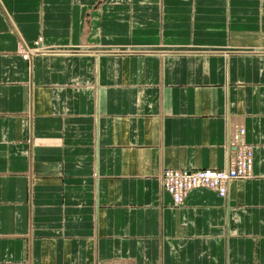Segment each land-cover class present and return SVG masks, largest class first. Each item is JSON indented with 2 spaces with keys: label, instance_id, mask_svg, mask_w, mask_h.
Segmentation results:
<instances>
[{
  "label": "crops",
  "instance_id": "0c3cea01",
  "mask_svg": "<svg viewBox=\"0 0 264 264\" xmlns=\"http://www.w3.org/2000/svg\"><path fill=\"white\" fill-rule=\"evenodd\" d=\"M0 264H264V0H0Z\"/></svg>",
  "mask_w": 264,
  "mask_h": 264
},
{
  "label": "built area",
  "instance_id": "2783aa9c",
  "mask_svg": "<svg viewBox=\"0 0 264 264\" xmlns=\"http://www.w3.org/2000/svg\"><path fill=\"white\" fill-rule=\"evenodd\" d=\"M243 136V128H237L231 135L230 146L235 157L224 169L165 171L161 185L171 197L173 205L180 206L188 192L196 189L212 190L219 197H225L226 184L230 180L249 178L252 167V151L246 147L247 144L243 141Z\"/></svg>",
  "mask_w": 264,
  "mask_h": 264
},
{
  "label": "rangeland",
  "instance_id": "374dc122",
  "mask_svg": "<svg viewBox=\"0 0 264 264\" xmlns=\"http://www.w3.org/2000/svg\"><path fill=\"white\" fill-rule=\"evenodd\" d=\"M36 48V46L35 47H31V48H29V47H27V46H25L24 44H21L20 46H19V48H18V51H19V53L22 55V57L23 58H25V59H29L31 56H32V53H31V51H37V52H39L40 51V49H35ZM237 129V128H236ZM234 132H235V130L229 135V137H228V140H227V147H228V151H229V157H228V163H230L231 161H232V159H233V157H235L234 156V151L232 150V148H231V146H230V143H231V135H233L234 134ZM243 141L245 142V140H244V136H243ZM246 143V142H245ZM247 144V143H246ZM229 147H230V149H229ZM246 147L250 150V151H252L253 150V148L249 145V144H247L246 145ZM231 150V151H230ZM252 158H253V153H252ZM227 163V164H228ZM227 167V166H226ZM226 167H224V168H226ZM224 168H221V169H224ZM221 169H190V171H205V170H221ZM167 170H174V169H164L163 170V172L161 173V176H160V180L162 179V177H163V175H164V172L165 171H167ZM251 170H252V167H251ZM175 171H184V170H175ZM251 173H252V171H251ZM252 175H250V177H251ZM249 177V178H250ZM248 179V178H247ZM236 180H245V179H236ZM231 181H233V180H230L229 182H231ZM229 182L226 184V192H225V196H226V194H227V186H228V184H229ZM162 186V185H161ZM162 189L164 190V188L162 187ZM165 191V190H164ZM166 192V191H165ZM167 193V192H166ZM171 198V197H170ZM221 198H224V197H221ZM172 200V199H171Z\"/></svg>",
  "mask_w": 264,
  "mask_h": 264
},
{
  "label": "bare ground",
  "instance_id": "6f19581e",
  "mask_svg": "<svg viewBox=\"0 0 264 264\" xmlns=\"http://www.w3.org/2000/svg\"><path fill=\"white\" fill-rule=\"evenodd\" d=\"M185 199V198H184Z\"/></svg>",
  "mask_w": 264,
  "mask_h": 264
}]
</instances>
